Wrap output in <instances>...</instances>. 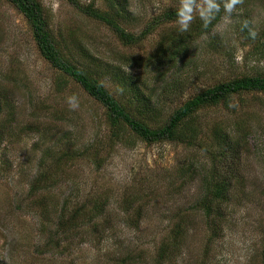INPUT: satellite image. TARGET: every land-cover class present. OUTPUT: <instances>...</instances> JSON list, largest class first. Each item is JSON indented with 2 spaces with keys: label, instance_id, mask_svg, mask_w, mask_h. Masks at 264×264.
<instances>
[{
  "label": "rangeland",
  "instance_id": "obj_1",
  "mask_svg": "<svg viewBox=\"0 0 264 264\" xmlns=\"http://www.w3.org/2000/svg\"><path fill=\"white\" fill-rule=\"evenodd\" d=\"M41 1L51 12V29L66 58L102 73L113 92L121 85L107 63L138 76L145 82L143 90L162 97V118L208 85L264 74V38L254 42L242 32L247 22L249 29L263 33L264 0H243L230 16L224 14L164 75L135 59L153 53L162 36L178 29L176 21L129 46L68 1ZM81 1L107 9L105 0ZM126 6L119 22L140 34L155 15L179 7V0H127ZM178 75L184 81L171 89ZM61 80L65 86L58 90ZM0 89H7L15 104L13 121L9 108L0 113V264H264V92L234 96L232 110L223 105L202 110L205 133L195 145L150 144L125 125L113 141L103 105L41 55L30 24L7 0H0ZM70 96L78 98L75 109L67 103ZM215 121H223L236 141L229 160L239 161L236 169L222 167V172L230 171L231 187L227 198L213 207L218 232L198 204L204 182L197 171L198 163L210 164L207 135ZM240 124L250 130L246 139L244 130L236 128ZM85 146L102 157L99 165L86 156L59 161L63 152ZM190 162L195 163L194 176H182ZM42 169L58 180L32 193ZM104 198L109 202L96 223L80 226L69 239L57 234L64 203L71 209L83 202L90 209ZM137 205L140 215L135 214ZM182 213L187 226L160 260L159 246Z\"/></svg>",
  "mask_w": 264,
  "mask_h": 264
},
{
  "label": "trees",
  "instance_id": "obj_2",
  "mask_svg": "<svg viewBox=\"0 0 264 264\" xmlns=\"http://www.w3.org/2000/svg\"><path fill=\"white\" fill-rule=\"evenodd\" d=\"M7 1L22 13L30 24L33 37L41 55L54 68L79 83L92 98L103 105L111 125V137L113 141L120 138V125H125L140 139L150 144L171 141L180 142L187 146L195 145L199 134L201 132L203 134L205 133L203 124L199 118L202 110L220 105L231 109L234 107L231 103L234 96L248 92H264V74H246L232 79L218 81L196 92L179 107L175 108L167 118H162L160 116L162 97L156 95L155 92H146V90H143L141 87L143 81L141 82L138 76H130L124 73L121 67L107 63V67H109L108 72L110 73L112 70H115L113 76H115L121 85L119 91L113 92L105 84L102 73H92L87 68L78 64L77 61L66 58L61 48L63 45H61L51 29V12L45 8L41 0ZM66 1L88 17L106 24L124 45L129 46L146 38L161 25L177 20L176 12L178 7L167 8L163 12L155 15L144 26L140 34H135L119 22L120 16L128 10L126 6L127 0H105L107 4L106 10L97 7L95 1H90L89 3H83L81 0ZM224 14L225 12L221 2V11L207 27H204L203 21L200 20L197 14L187 32L181 33L179 29L170 30L171 32L168 35L161 37L153 53L142 60L138 58L135 60L141 62V65H144L146 69L150 70L153 68L157 74L164 75L168 71L173 70L183 58L190 54L191 45L198 37L212 32ZM242 32L246 38L254 42L256 40L262 42L264 38V31L260 34L257 32L258 35L253 40L249 36V25L247 27L244 26ZM262 43L264 45V42ZM183 77L182 75L176 76L170 83L171 89L183 83ZM64 86L63 80L58 81V90L63 89ZM5 108L10 109L11 121H13L15 114L14 101L7 89H0V113ZM224 124L223 121H215L212 123L207 135L212 141V147L209 149L210 164L208 166L206 163H198L199 169H197L199 173L201 172L204 182L203 196L198 204L210 222L216 218V214L213 211L214 204L225 200L231 187V182L228 178L230 171L222 172V167L230 170L236 169L239 163V161L233 162L229 160V155L237 146L236 141L229 138ZM242 124L236 128L241 127L244 130L245 134H243L242 138L246 139L250 135V130L247 129V126L242 127ZM90 146H94V143ZM85 156L90 157L96 165L101 163L102 157L99 154L92 153V149L89 146H85L79 150L63 152L59 155L58 159L59 161L64 159L76 161ZM48 157L51 156L48 155ZM194 167V162H190L187 166H184L181 171L182 176L193 177ZM46 172L47 170L45 169L40 171L38 177L32 184V193L47 189L50 184L57 182V175L54 173L48 175ZM138 200L141 201V199ZM107 202H109V199L104 198L99 203L96 202V204H93L90 209L83 202L71 209L64 203L55 231L61 238L64 236L67 239L71 238L80 226L96 223L99 217L103 216ZM129 212L130 209L127 208L126 213L129 214ZM141 212L142 208L137 205L135 214L140 215ZM215 222L214 219V224L212 222L211 226H213L212 230L217 231L218 227H215L217 226ZM185 226H187L186 215L182 213L178 216V220L174 225L171 226L168 238L159 246L158 253L160 260H163L169 254L170 244H174L176 239L183 234ZM262 242L264 245V237Z\"/></svg>",
  "mask_w": 264,
  "mask_h": 264
},
{
  "label": "clouds",
  "instance_id": "obj_3",
  "mask_svg": "<svg viewBox=\"0 0 264 264\" xmlns=\"http://www.w3.org/2000/svg\"><path fill=\"white\" fill-rule=\"evenodd\" d=\"M221 2L226 15L230 16L237 8V5L243 3V0H179V7L176 12L178 29L181 33L187 32L194 21L196 15H199L203 21L204 27H207L216 15L221 11ZM247 27V22H245ZM258 33L254 29H249V36L254 40ZM254 65L255 60L251 61ZM260 65L264 67V61H260ZM70 108L75 109L79 106L76 96H70L67 99Z\"/></svg>",
  "mask_w": 264,
  "mask_h": 264
}]
</instances>
